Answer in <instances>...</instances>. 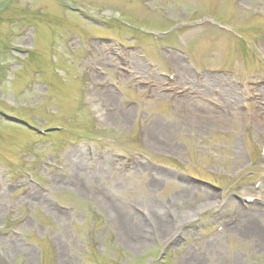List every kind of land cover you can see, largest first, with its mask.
Returning a JSON list of instances; mask_svg holds the SVG:
<instances>
[{"label":"rangeland","instance_id":"374dc122","mask_svg":"<svg viewBox=\"0 0 264 264\" xmlns=\"http://www.w3.org/2000/svg\"><path fill=\"white\" fill-rule=\"evenodd\" d=\"M0 110V264H264V0H0Z\"/></svg>","mask_w":264,"mask_h":264},{"label":"water","instance_id":"95a60500","mask_svg":"<svg viewBox=\"0 0 264 264\" xmlns=\"http://www.w3.org/2000/svg\"><path fill=\"white\" fill-rule=\"evenodd\" d=\"M0 115L3 116L4 119L6 121L10 122V123L13 122V123H15L17 125H23V126L27 127L30 130L33 129V130L37 131L39 134H46V132H51V131H56L57 130V129H51L49 131H38L36 128H34L32 125L28 124L27 122H25L21 118L19 119V118L13 116V115H8V114H6V113H4L2 111H0Z\"/></svg>","mask_w":264,"mask_h":264},{"label":"bare ground","instance_id":"6f19581e","mask_svg":"<svg viewBox=\"0 0 264 264\" xmlns=\"http://www.w3.org/2000/svg\"><path fill=\"white\" fill-rule=\"evenodd\" d=\"M179 67V66H178ZM179 68H181V67H179ZM209 207H211V206H204L203 205V207H199V208H197V209H195V210H193V212H190V213H185L184 214V216L182 217V222H184V221H186V220H191V219H193L194 217H196V216H198L197 214H199L200 212H202L204 209H206V208H209ZM134 228V227H133ZM135 230H133V232L135 233V235L134 236H140L141 235V231L139 230V228L137 229V228H134ZM191 262L193 263V264H196L197 263V260H191Z\"/></svg>","mask_w":264,"mask_h":264},{"label":"flooded vegetation","instance_id":"af4514ba","mask_svg":"<svg viewBox=\"0 0 264 264\" xmlns=\"http://www.w3.org/2000/svg\"><path fill=\"white\" fill-rule=\"evenodd\" d=\"M0 120H3L4 121V119H3V117L2 116H0ZM6 122V121H5Z\"/></svg>","mask_w":264,"mask_h":264}]
</instances>
